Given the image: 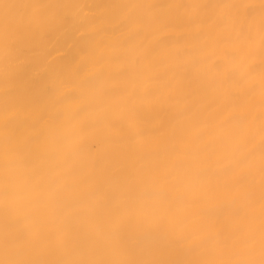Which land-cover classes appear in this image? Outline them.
<instances>
[{"label": "bare ground", "instance_id": "obj_1", "mask_svg": "<svg viewBox=\"0 0 264 264\" xmlns=\"http://www.w3.org/2000/svg\"><path fill=\"white\" fill-rule=\"evenodd\" d=\"M0 264H264V0H0Z\"/></svg>", "mask_w": 264, "mask_h": 264}]
</instances>
